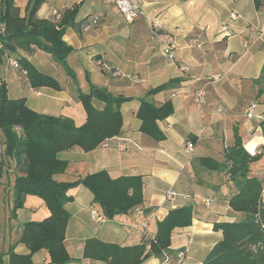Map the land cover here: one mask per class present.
I'll list each match as a JSON object with an SVG mask.
<instances>
[{
  "label": "crops",
  "instance_id": "crops-1",
  "mask_svg": "<svg viewBox=\"0 0 264 264\" xmlns=\"http://www.w3.org/2000/svg\"><path fill=\"white\" fill-rule=\"evenodd\" d=\"M28 1L14 0L21 15ZM103 1L45 0L36 13L38 18L47 19L60 9L76 8L75 25L67 27L63 36L72 48L66 63L73 79L49 54L35 47L31 53L18 50L0 61V79L4 80L12 69L19 85L18 92L9 98H24L31 110L69 118L77 126L85 121L79 92L104 88L112 96L130 99L119 107L120 134L89 152L75 149L59 153L58 158L67 162V168L53 178L70 182L100 171L112 179L139 176L143 202L126 214L98 221L95 214L100 208L93 202L91 192L83 185L70 189L68 194L73 200L65 204L70 217L63 241L72 258L67 264H105L83 257L85 243L91 238L121 247L148 243L154 238L157 222L170 210L187 205L193 208L191 225L173 232L170 247L162 257L150 256L141 264L174 261L181 250L186 256L180 264H203L222 239L214 225L237 221L241 214L228 205L236 190L223 171L204 170L195 159L209 157L222 162L223 149L233 143L236 132L249 154L263 153L249 165V176L262 179L264 202V138L259 119H247L244 114L254 102L255 116L264 112V96L257 97L259 84L254 82L264 64V0H144L140 3L146 15L130 23ZM154 22L160 26L158 32L152 30ZM164 34L174 38L173 60L163 53ZM19 57L55 78L60 89L32 88L20 65L11 64ZM168 82L172 85L167 89L147 95L149 90ZM204 82L208 105L199 115L190 91ZM141 99L155 106L171 102L172 114L157 121L165 135L163 141H154L140 131L141 121L136 114ZM91 103L99 110L104 107L96 99ZM189 135L195 138L191 153L185 149ZM120 143L127 149L119 150ZM4 148L0 131V264H8L6 252L12 244L15 253H29L24 244L16 243L23 223L49 216L42 199L27 195L13 217L17 171L14 161L4 155ZM170 193L172 199L167 197ZM31 264H52L47 250L34 253Z\"/></svg>",
  "mask_w": 264,
  "mask_h": 264
},
{
  "label": "trees",
  "instance_id": "trees-1",
  "mask_svg": "<svg viewBox=\"0 0 264 264\" xmlns=\"http://www.w3.org/2000/svg\"><path fill=\"white\" fill-rule=\"evenodd\" d=\"M44 2L29 0L24 15H21L14 0H0V61L18 50L31 53L35 47L49 54L73 79L66 63L72 48L63 36L67 27L75 25L76 8L58 10L55 14L59 18L54 14L51 18L40 19L36 13ZM255 5L258 8L259 2L256 1ZM14 61L25 71L32 88L60 89L54 78L39 72L28 59L19 57ZM263 80L264 64L261 75L254 80L259 84L257 97L264 96V83L260 85ZM171 85L172 82H168L158 86L149 90L147 95L157 94ZM78 98L85 111V121L77 126L69 118L31 110L24 98L10 99L5 82H0V131L4 137V155L14 161L17 171L13 183L12 215L15 217L16 210L23 207L27 195L42 199L49 210L47 218L22 224L16 243L24 244L29 253H15L12 244L6 252L8 264H31L33 254L41 249L47 250L52 264L72 261L63 245L70 217L65 204L73 200L68 194L70 189L79 185L86 187L93 196V202L100 208L98 215L102 219L126 214L143 202L139 176L112 179L105 171H100L70 182L54 180V175L64 173L67 168V162L58 158L59 153L75 149L89 152L120 134L122 121L119 107L130 100L112 96L106 89L96 87L90 88L86 94L79 92ZM92 99L101 101L104 107L101 110L95 108ZM172 112L170 101L155 106L141 99L136 114L141 121L140 131L154 141H163L165 135L158 128L157 121L166 119ZM259 115L258 126L264 138V112ZM186 141L194 144L195 138L189 135ZM262 155V152L249 154L235 132L233 143L223 149L222 162L209 157L195 159L204 170L223 171L236 190L228 199V205L232 211L241 214L237 221L214 225V229L221 232L222 239L212 247L203 264H264L263 181L249 176V165ZM192 219V206L172 209L157 222L154 238L148 243L121 247L91 238L85 243L83 257L105 264H141L150 256L162 257L170 247L173 232L191 225Z\"/></svg>",
  "mask_w": 264,
  "mask_h": 264
},
{
  "label": "built area",
  "instance_id": "built-area-1",
  "mask_svg": "<svg viewBox=\"0 0 264 264\" xmlns=\"http://www.w3.org/2000/svg\"><path fill=\"white\" fill-rule=\"evenodd\" d=\"M144 0H104V4L109 6L112 5L114 6L118 12L121 14L122 18L126 21V22H132L133 20L140 18V17H144L145 11L141 5L140 2H143ZM56 18H59L58 14H55ZM90 26L88 25L87 28H89ZM152 30L153 32H158L160 30V26L158 23H153L152 25ZM163 39H164V50L163 53L164 55L170 59L173 60L175 57V49H176V44L174 42V38L172 35L170 34H164L163 35ZM13 67H18V64L15 61L11 62ZM97 64L101 65V63L98 61ZM182 70H184V68H181ZM194 81L199 82L201 81L198 78H194ZM207 85L206 82L203 83L202 86L194 88L190 91L192 98H193V102L195 105V108L198 112L199 115H203L204 114V109L205 107L208 105L207 102V98H206V90H205V86ZM255 104H250L246 109H245V117L247 119H252L254 117H256L257 119H260V116H255ZM118 149L119 150H126V146L123 143L118 144ZM185 149L187 150V152L191 153L193 150V144L190 141H185ZM168 198H173V194H167ZM206 203H208V201H206ZM95 217L97 218L98 221H101L102 218L98 215L95 214ZM146 226V225H144ZM186 256V252L185 251H179L176 254V258L174 261H165L163 264H180Z\"/></svg>",
  "mask_w": 264,
  "mask_h": 264
},
{
  "label": "rangeland",
  "instance_id": "rangeland-1",
  "mask_svg": "<svg viewBox=\"0 0 264 264\" xmlns=\"http://www.w3.org/2000/svg\"><path fill=\"white\" fill-rule=\"evenodd\" d=\"M12 71V69H9ZM11 71H8L5 78H3L4 80H1L0 79V82L3 81L5 82L6 84V90H7V96L9 97V95H13L15 93L18 92L19 90V85L18 83L14 80V74L13 72ZM2 72H3V68L1 67L0 68V77L2 78ZM49 76V75H48ZM51 77V76H50ZM53 78V77H52ZM55 81H57L55 78H54ZM58 83V82H57ZM12 99V98H10ZM19 99V98H18ZM6 160V159H5Z\"/></svg>",
  "mask_w": 264,
  "mask_h": 264
}]
</instances>
